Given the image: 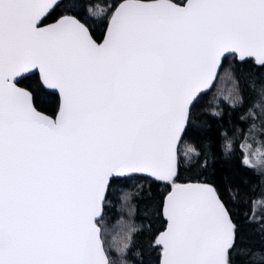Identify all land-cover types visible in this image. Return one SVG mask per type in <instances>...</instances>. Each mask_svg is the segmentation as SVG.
<instances>
[{
	"label": "snow or ice",
	"instance_id": "1",
	"mask_svg": "<svg viewBox=\"0 0 264 264\" xmlns=\"http://www.w3.org/2000/svg\"><path fill=\"white\" fill-rule=\"evenodd\" d=\"M222 71L264 136V0H0V264H116L106 203L132 179L163 187L132 264H264V192L237 219L221 186L184 179L233 155L227 133L185 139ZM116 248L129 264L132 238Z\"/></svg>",
	"mask_w": 264,
	"mask_h": 264
},
{
	"label": "trees",
	"instance_id": "2",
	"mask_svg": "<svg viewBox=\"0 0 264 264\" xmlns=\"http://www.w3.org/2000/svg\"><path fill=\"white\" fill-rule=\"evenodd\" d=\"M98 2V0H97ZM111 2V0H109ZM49 19L48 22H52ZM94 38H100L102 35V29L97 25H93ZM232 62V57H229L225 62V68ZM233 86L231 80H229L223 73L220 74V78L217 79L214 87L208 92V94L200 101V104L196 109V116L191 126L192 131L189 137H186L187 143L191 144L193 141L203 142L206 146L212 144L219 145L222 143V135L227 133L230 138L233 139V155L225 157L223 154L217 152L215 159L211 160V168L204 174L200 175L199 169H193L191 171H185L184 179H191L196 181L197 179H211V181L221 186L222 195L226 201L230 203L232 212L237 219H240L244 214L252 215L249 208V199L256 200L259 198L262 192H264V177L261 176L258 170L259 160H253L257 164V170L253 171L246 169L240 163L242 159L240 145L245 143L244 137H247L246 143L250 145L248 152L253 153V150L259 149L264 152V136L260 133V122L256 121V127L253 129L252 123L249 121L239 120L238 117L243 114L242 110L237 112L230 106L229 101H219L216 103L212 101V95L219 89ZM217 108H219L217 110ZM213 110L222 111L224 115L220 118L213 117L211 112ZM49 114L51 112L49 111ZM182 152L184 146H181ZM260 159V158H259ZM195 163V160H193ZM225 177L234 186H239V194L234 199H230V193L224 190ZM163 191V187H158L156 184L150 183L144 179H132L127 184L114 185L108 195V201L106 203V212L104 216L103 226L105 228V238L109 242L106 236V228L110 222L120 220L124 217L122 212L123 199L128 200V211L123 210L129 220L133 224V230L131 234L132 248L128 256L129 264H132V260L135 258L136 253L139 251L140 246L145 242V237L142 235L145 231L151 227L153 230H162L161 218L155 212V205L150 202L158 200L160 193ZM258 213L260 206L253 210ZM124 214V215H125ZM258 218V217H257ZM112 244L111 242H109ZM113 245V244H112ZM112 258L116 264H120V257L116 254L117 248H112Z\"/></svg>",
	"mask_w": 264,
	"mask_h": 264
},
{
	"label": "rangeland",
	"instance_id": "3",
	"mask_svg": "<svg viewBox=\"0 0 264 264\" xmlns=\"http://www.w3.org/2000/svg\"><path fill=\"white\" fill-rule=\"evenodd\" d=\"M232 86L219 88L213 95H212V101H215L218 103L219 101H229L227 97L229 96L230 90H232ZM219 108H217L218 110ZM249 151V150H248ZM261 150L256 149L253 150V153L248 152L250 154V159L253 160H259L260 158ZM122 209L125 211H128V200L123 199L122 203ZM123 210L121 214L124 216L120 220H115V222H110L107 228H106V236L107 239H109V242H111L114 247H116V244L123 239V237L127 234L131 237L132 230H133V224L129 220V217L125 214H123ZM108 242V243H109ZM110 244V243H109ZM116 254H118V251H116Z\"/></svg>",
	"mask_w": 264,
	"mask_h": 264
},
{
	"label": "water",
	"instance_id": "4",
	"mask_svg": "<svg viewBox=\"0 0 264 264\" xmlns=\"http://www.w3.org/2000/svg\"><path fill=\"white\" fill-rule=\"evenodd\" d=\"M52 22H53V21H52ZM52 22H48V23H52ZM215 83H216V82H215ZM214 85H215V84H214ZM213 87H214V86H213ZM213 87H212V88H213Z\"/></svg>",
	"mask_w": 264,
	"mask_h": 264
}]
</instances>
